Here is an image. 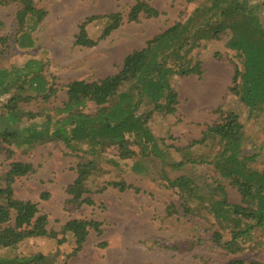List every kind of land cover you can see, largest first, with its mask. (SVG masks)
Segmentation results:
<instances>
[{
	"label": "trees",
	"instance_id": "1",
	"mask_svg": "<svg viewBox=\"0 0 264 264\" xmlns=\"http://www.w3.org/2000/svg\"><path fill=\"white\" fill-rule=\"evenodd\" d=\"M11 2L20 6L14 14L13 41L16 42L18 30L25 34L27 42L17 40L19 47L32 45L30 32L34 31L46 9L35 7L32 0H0V5ZM260 5L249 0H201L184 19L173 21L169 26L146 40L140 49L127 53L118 70L95 80L75 79L65 84L66 98L60 105H51L55 96L51 78L42 73V62L28 58L21 64L14 62L0 66V152L11 158L15 150L29 153L34 147L48 141H59L71 153L79 151L92 155L95 159H85L75 166V180L66 186L69 197L65 204L75 208L82 204L91 205L93 200L85 197L91 192L82 187V182L91 174L100 171L97 159L105 148L115 147L119 159H132L131 169L145 173L146 166L137 159L149 154L168 162L172 168L194 163L212 164L218 178L227 180L240 194V202H229L221 181L213 177L209 182L193 173H185L170 178L160 169L165 186L178 194L182 209L186 213L206 214L213 218L220 230L210 234L214 246L228 254L253 250L264 240H254V230H264V167L250 169L247 162L254 155L241 152L244 141L243 125L233 111L218 110L219 119L206 124L201 136L192 139L181 148L160 149L154 133L147 121L151 112L163 111L172 114L178 103V91L174 77L195 74L201 77L200 59L183 58V51L200 46L201 42L218 40L228 33L224 42L226 48L241 58L242 67L234 66L232 85L228 90L253 109L264 104V24L259 13ZM139 14L153 17L159 11L146 0H135L126 15L128 22L137 21ZM121 12L94 14L85 17L78 24L74 43L91 47L119 27L124 21ZM29 19L30 23L26 24ZM100 20V33L96 38L87 35L85 25ZM7 35L0 36V46L8 44ZM41 101L46 105L38 110L26 109L24 103ZM88 102L94 104V111L84 108ZM210 141L220 147L202 154L199 149L206 148ZM79 143L80 146L75 145ZM82 145L85 147L82 148ZM136 145L138 151L131 148ZM211 148V145H210ZM139 153L138 158L136 154ZM179 155V158H168ZM135 157V158H134ZM177 157V156H176ZM134 158V159H133ZM219 161V163H218ZM227 163L224 167L222 163ZM7 169L0 173V264H48L47 256L41 252L21 254L20 247L25 240L34 237L56 238L59 245L64 237H56L57 231L46 228L47 217L40 213L35 202L14 197L12 184L17 177L34 171L30 162L12 160ZM112 187L118 191L139 188L127 183L119 174L105 180L100 189ZM48 193H41L47 198ZM190 201L192 203L190 204ZM168 214L172 205L166 204ZM11 213L13 220L11 221ZM100 221L93 218H70L64 222L60 232H69L73 247L62 264H69L68 258L82 247L89 229L101 233ZM252 243V244H250ZM105 245L100 242L99 246ZM264 248V247H263ZM226 264H259L256 260L231 258Z\"/></svg>",
	"mask_w": 264,
	"mask_h": 264
},
{
	"label": "rangeland",
	"instance_id": "2",
	"mask_svg": "<svg viewBox=\"0 0 264 264\" xmlns=\"http://www.w3.org/2000/svg\"><path fill=\"white\" fill-rule=\"evenodd\" d=\"M146 1L159 14L153 17L139 14L137 21L128 22L125 15L135 0H32L35 7H42L47 13L30 32L33 41L28 47L17 45L19 39L27 42L26 35L19 30L16 42L12 38L14 14L20 4L0 5V36H9L8 45L0 46V66L12 62L21 64L28 58L39 59L43 64L42 73L51 78L56 89L51 105H60L66 98V83L75 79L95 80L115 73L127 53L142 48L146 40L173 21L187 17L201 0ZM262 1L249 0L257 7ZM116 11L124 15V21L108 36L91 47L74 43L78 24L85 17ZM259 16L264 24V5L260 6ZM25 22L29 24L30 20ZM100 23L96 19L87 23V35L96 38L101 31ZM227 37L226 32L218 40L201 42L200 46L183 51V58L201 60V77L195 74L174 77L172 83L178 91L175 111L172 114L153 111L147 124L160 149H170V145L181 148L192 139H198L206 124L218 121V108L224 112L233 111L243 125L241 152L254 155L247 166L261 170L264 167V104L248 109L228 90L232 85L234 66L240 69L242 61L233 50L225 47ZM23 105L26 109L38 110L46 104L31 100ZM84 110L93 112L94 104L88 102ZM75 145L80 146L79 143ZM210 145L199 149V153L206 154L208 149L214 153L220 147L215 141H210ZM131 148L138 151L136 145ZM179 157L172 155L168 159ZM85 159L95 158L83 150L71 153L59 141L39 144L27 154L15 150L11 158L0 152V173L12 160L32 164L33 172L17 177L13 182L14 197L35 202L39 212L47 217L46 228L57 231L56 237H64V242L59 245L56 238H29L21 245V254L41 251L47 256L48 264H62L64 256L73 247V238L69 232L61 233L60 228L70 218L85 217L100 221L102 231L97 234L90 228L81 249L68 258L69 264H226L231 258L253 259L264 264L263 244L236 254L225 253L214 246L209 237L213 231L220 230L219 225L196 209L192 213L184 212L178 194L165 186L160 174L163 168L170 178L193 173L198 180L209 182L214 177L224 186L227 200L239 203L237 189L227 180L218 178L212 164L194 163L174 169L168 162L149 154L137 159L146 166L145 173H138L131 169L132 159H119L116 148L108 147L100 158H96L100 171L82 182V187L91 191L84 196L91 198L93 203H84L77 208L66 206L65 200L69 197L66 186L75 180L77 162ZM118 174L139 190L118 191L108 186L96 192L105 180ZM43 192L48 193L47 198L40 197ZM166 204L172 205L170 214L165 209ZM13 215L11 213V221ZM253 236L254 240H264V230L257 228ZM100 242L105 245L99 246Z\"/></svg>",
	"mask_w": 264,
	"mask_h": 264
}]
</instances>
